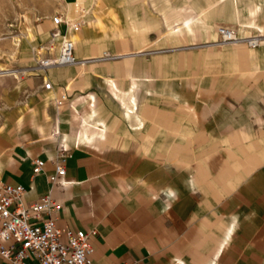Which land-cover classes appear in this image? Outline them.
Wrapping results in <instances>:
<instances>
[{"label": "crops", "instance_id": "1", "mask_svg": "<svg viewBox=\"0 0 264 264\" xmlns=\"http://www.w3.org/2000/svg\"><path fill=\"white\" fill-rule=\"evenodd\" d=\"M62 1L68 13L89 7L91 20L98 7L111 13L110 3ZM136 1L124 25L137 37L123 44L58 26L77 61L105 48L122 57L18 73L27 100L0 110V184L26 189V205L50 191L62 202L57 229L94 233L89 264H264V0ZM62 11L41 19L31 44L47 42ZM219 26L260 44H217ZM59 147L70 154L65 188L48 182ZM34 160L44 162L36 177Z\"/></svg>", "mask_w": 264, "mask_h": 264}, {"label": "built area", "instance_id": "2", "mask_svg": "<svg viewBox=\"0 0 264 264\" xmlns=\"http://www.w3.org/2000/svg\"><path fill=\"white\" fill-rule=\"evenodd\" d=\"M83 11H78L76 22L64 21L59 16H53V28L48 41L36 50V63L39 70H49L53 67L77 65L74 44L66 34H62L58 26L77 32L81 27ZM218 40L222 44L244 43L249 48L259 45V37L240 39L235 32L227 27L217 29ZM59 42V52L53 55L55 43ZM107 54H101L97 61L113 60ZM51 83L43 85L45 90L51 89ZM68 102V95L61 94L54 101V106L61 111ZM68 105H70L68 103ZM56 127L53 136H58ZM54 173L48 176L51 187L65 188L66 169L64 164L70 154L68 150L59 147L56 150ZM44 162H32L33 177L40 175ZM27 190L20 185L0 184V259L8 264H89V255L93 251L90 238L94 233H84L81 230L60 231L55 226L56 214L59 213L62 202L53 200L50 191L41 196L38 202L24 204L23 198Z\"/></svg>", "mask_w": 264, "mask_h": 264}, {"label": "rangeland", "instance_id": "3", "mask_svg": "<svg viewBox=\"0 0 264 264\" xmlns=\"http://www.w3.org/2000/svg\"><path fill=\"white\" fill-rule=\"evenodd\" d=\"M95 0H90V4H93ZM99 4L110 3L111 13L109 16L104 15L102 7H98L99 10L96 12L95 17L91 20L90 9L84 7H76L72 9L70 13L62 11V5L65 4L62 0H0V74H3L6 70L11 71V74L0 75V110L3 109V103L9 102L11 104L16 103V105L21 104V101L27 100V96L23 97L22 100L17 93V88L21 84V79L19 78L18 73L25 71L26 73H32L39 70L37 68V63L33 58V55H36V50L42 44H31L34 40L33 28L36 25H39L42 22L44 16L49 15L53 11H62L60 14L55 16L61 17L64 21L69 20L71 22H76L79 19L78 11H83V18L81 19L82 29L89 32L93 37L103 39V45L105 47L107 39H111L112 43L123 44L124 38H127V35L137 37V25L136 24H127L124 25V22L127 20L136 19V0H97ZM142 1V0H141ZM139 1V2H141ZM151 1V0H149ZM149 3V6H153ZM128 7L127 13L123 11L125 6ZM61 14H64L61 16ZM129 16L127 20L124 18ZM53 16H51L52 21ZM91 20V21H90ZM123 22V24H122ZM80 27V29H81ZM224 27V26H219ZM228 28V27H227ZM80 29L77 31L79 32ZM173 30L165 31L163 35H173L176 31H179V26L173 27ZM230 29V28H229ZM52 30V28H51ZM49 30V35L51 33ZM232 30V29H231ZM233 31V30H232ZM74 32V33H77ZM235 32V31H233ZM236 34V33H235ZM48 35V39H49ZM217 36V29H216ZM237 36V34H236ZM238 37V36H237ZM258 37V36H250ZM70 38V37H69ZM240 38V37H238ZM245 39V38H240ZM74 44V39L70 38ZM48 41V40H47ZM102 42V41H101ZM217 44H219L218 36L216 38ZM222 44V43H220ZM260 44V41H259ZM247 46V45H246ZM248 47V46H247ZM258 47V46H257ZM255 47V48H257ZM249 48V47H248ZM251 48V47H250ZM249 48V49H250ZM105 52L102 54H107L111 57H122V53H110L109 50L105 48ZM25 54H29L32 57L31 67L22 68L25 64H22V58ZM101 55V54H100ZM99 55V56H100ZM97 59V58H95ZM95 59H82L80 64L87 62H94ZM116 59V58H115ZM114 60V59H113ZM112 61V60H105ZM83 69H80L82 73ZM15 74H13V73ZM28 75V74H27ZM78 76V75H77ZM69 84L67 87H64L62 94L68 92ZM16 91V92H15ZM12 101V102H11ZM54 120L51 122V132L53 133L55 126L57 125L58 117L61 115L62 111L54 106ZM133 109H131L132 111ZM127 111V110H125Z\"/></svg>", "mask_w": 264, "mask_h": 264}, {"label": "bare ground", "instance_id": "4", "mask_svg": "<svg viewBox=\"0 0 264 264\" xmlns=\"http://www.w3.org/2000/svg\"><path fill=\"white\" fill-rule=\"evenodd\" d=\"M79 62V61H78ZM81 62H79L78 64H80ZM5 74V72H3Z\"/></svg>", "mask_w": 264, "mask_h": 264}]
</instances>
